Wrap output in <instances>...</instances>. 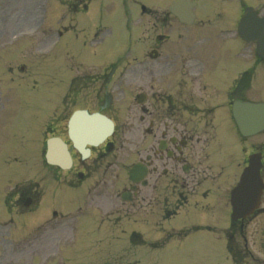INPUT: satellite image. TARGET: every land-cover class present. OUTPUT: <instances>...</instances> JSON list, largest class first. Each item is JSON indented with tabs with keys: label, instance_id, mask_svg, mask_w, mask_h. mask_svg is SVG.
I'll return each mask as SVG.
<instances>
[{
	"label": "flooded vegetation",
	"instance_id": "1",
	"mask_svg": "<svg viewBox=\"0 0 264 264\" xmlns=\"http://www.w3.org/2000/svg\"><path fill=\"white\" fill-rule=\"evenodd\" d=\"M174 61L183 67L187 63L192 64L193 70L178 74L146 72V79L149 75L146 104L141 109L143 115L138 118V129L131 145L132 164H141L146 171L143 183L130 182L119 191L116 181L108 182L107 175H113L114 166L117 165L115 160H108L116 143L115 138L111 137L101 145L90 148L87 159L75 154L68 144L73 164L69 171L72 177L67 186L74 188L78 180L81 182L79 187L87 182L82 190L85 206L79 210L83 212L84 224L89 225L88 237L111 235L108 229H115L121 222L129 226L138 225L140 229L167 238H188L193 234L206 233L212 238L226 240L228 251L242 260L241 253L248 246L245 229L252 216L235 223L230 219L228 197L232 189L234 142L231 136L232 122L226 111L233 97L238 99L240 92L244 93L247 87L244 85L245 79L236 81L233 86L227 82L229 78L225 73L205 74L199 59ZM163 65L169 69L172 66L168 62ZM104 74L93 71L85 75L86 84L92 87L85 89L84 97L93 104H88L84 109L103 111L100 102L105 95ZM106 74L110 81L114 71ZM154 75L162 80L155 81ZM77 96L78 93L74 98ZM69 106L73 104L63 105L64 108ZM65 111L63 109L53 114L46 125L48 132L56 133L65 120ZM241 143L243 146L245 140ZM253 149V153H261L264 167L262 148L256 145ZM246 161L247 158L242 157L237 167L244 166ZM48 171L56 176L57 168L50 167ZM262 171L264 173V168ZM115 178L117 180L118 177ZM5 194L7 198L3 199L4 204L11 202L21 210L26 207L29 202L26 198L30 195L34 198L33 202L40 205V194L28 187L18 188L10 194L4 191ZM123 194H129L127 202L123 201ZM256 213L255 217L264 215V200ZM49 224L50 233L55 234V223L51 221ZM120 233L126 234L127 230L123 229ZM128 234L137 237L142 232L130 230ZM238 240L242 241L241 247ZM257 246L259 255L256 264H264V224L257 234Z\"/></svg>",
	"mask_w": 264,
	"mask_h": 264
},
{
	"label": "rangeland",
	"instance_id": "2",
	"mask_svg": "<svg viewBox=\"0 0 264 264\" xmlns=\"http://www.w3.org/2000/svg\"><path fill=\"white\" fill-rule=\"evenodd\" d=\"M47 1L48 6L52 2H56V0H45ZM44 1V3H45ZM172 1L174 0H121V9L119 10V4L120 0H107V3L109 4V9H112L113 14L115 15V18L117 19L118 23H115L114 17L112 16L111 12H107V14L104 15L103 18V24L107 28L106 33L104 34V43L107 45L110 44H115L117 41H122V45L127 49L128 44L130 42V37L128 34H125V25L127 21L134 22L137 20L136 23L132 24L130 22V26L127 29H130V32H132L133 27L135 28V36L139 39L145 40L147 35H155L156 33H166L168 31H156L152 34V27L149 24V18L145 16H137L139 14V5L143 4L145 5L149 11L152 13V10L155 11L157 10L158 12L161 11L162 9L166 8ZM220 6L225 3H230V1H236L238 4V0H217ZM246 1V0H243ZM254 4L256 7L259 9V11L263 12L264 11V0H253ZM40 1L38 0L37 2H34L33 0H0V15H8V18L6 20V25L7 28L5 29V33L1 36L0 38V46L2 48V43H4L5 47L8 49H11L10 44H6L9 39L11 38L10 35L14 34L17 35L19 33H26L24 37H29L28 39H38V36H32L31 31L33 30V26L36 23V17L39 15V8H40ZM50 2V3H49ZM59 2H63V0H59ZM249 5L252 6V4L248 3ZM263 5V6H262ZM218 7V6H214ZM151 9V10H150ZM126 13V14H125ZM117 15V16H116ZM136 15V16H135ZM134 16L136 18H134ZM48 23L45 24L44 32L48 28ZM0 25V29H1ZM11 29H14V33H11ZM177 28L173 27L171 31V38H175L177 34ZM117 31H120V35L118 34ZM25 42V41H24ZM227 42V41H225ZM18 45L21 46V43H17ZM104 44V45H105ZM15 46V45H14ZM34 43H29L26 44L24 48H30L25 52V55H33L34 56V51L35 49L33 48ZM16 47V46H15ZM251 50V49H250ZM113 54L111 53L110 56ZM35 57V56H34ZM0 59H18L17 58V53L16 49L13 50H8L5 51L2 56L0 55ZM33 59V57H31ZM19 62L21 59H18ZM251 53L249 56V63L251 64ZM19 62H16L14 64H10L13 66H16ZM122 67V65H121ZM264 66L257 67V73L259 76H257L256 79H254L251 84L252 87L249 91V96L253 98V95L251 92L253 90L259 89L260 91V86H261V75L264 70ZM119 72V71H117ZM16 74V73H15ZM17 75V74H16ZM17 77V76H16ZM1 84V83H0ZM4 85V82H3ZM0 85V86H3ZM31 80H24L21 82L19 85H16L15 87L21 88L28 90L25 93L21 94L20 96V102L22 103L23 107L21 108L22 110L28 111L27 114H25L24 119L29 120V125L27 126L28 128H33V126H36L37 124L35 123V112H36V107L37 103L41 104L39 101H34V99L37 97L36 95H33L31 92ZM9 87V85H7ZM7 87L3 89L4 91V98L6 103H17L19 100L17 98L12 99L11 93L12 91L9 92L7 90ZM263 90L260 92L255 91L254 96L257 99H261V101H264V86ZM134 94L127 93L125 96H117V101L119 97H123L122 101H117L115 103V106H119L121 108V112L118 115L117 122H119V125H124V132L125 135L128 136L130 133V128L127 125V122H125L127 116H129L131 113L128 112L127 110V105L130 106L133 104L132 96ZM29 97V98H25ZM13 114L12 112L9 113L8 115V120L4 121L6 122L3 126L5 130L0 129V137H3L7 135L6 139L8 138V141L13 145V140H14V134L12 133L14 130V127L12 126L13 123L16 122V120H12ZM22 119V120H24ZM124 121V123H122ZM261 139H264L262 137ZM257 140L251 139L249 142H255ZM16 145H14L15 148L20 149L24 147H29L31 144H29L25 139H20L18 137L16 139ZM258 143V142H256ZM128 151L124 154L123 157H126L124 159L129 160L130 154L128 155ZM23 162V161H21ZM29 162H32L29 160ZM128 163V161H126ZM24 178H15L13 181H10V185L17 182L19 179H31L33 178V173L29 171L27 168L24 173ZM20 177V176H18ZM48 175H44L41 172V185L42 187L48 189L49 188V182H48ZM43 182V183H42ZM69 204H73L70 200L63 201V202H58V201H51L50 205H54L55 207H60L61 209H64L66 211H71L74 208ZM258 221H254V223L250 224L249 231H256V228L259 226ZM250 232V233H251ZM80 240L74 239V242H79ZM111 241V240H110ZM180 244L173 243L164 249H151V248H144L147 250H143L144 254L142 255L141 258V264H219L225 260V251L223 248V244L221 241L217 239H213L208 236H203V235H197L191 239L184 240L182 242V245L179 247ZM40 245H38L39 247ZM81 247V245L79 244ZM77 245L73 246L72 251L76 249ZM119 248V247H118ZM143 248V247H142ZM87 250V249H85ZM92 250L88 249L84 253V258L90 263L94 264L99 261V259L92 254ZM28 255V252L17 259H8L4 264H32V260H34L36 257H30L28 256L27 258L23 259L22 258ZM122 258V262H127L128 258H124V255L122 253H115V252H106L105 255L100 256V259H102L103 262H106V264H114L113 260H116L117 257ZM74 263H77L78 261L72 260ZM121 262V261H120ZM120 262H117L116 264H119ZM130 264H134L135 261L133 259L129 260ZM72 264V263H68ZM81 264H87L82 255V263Z\"/></svg>",
	"mask_w": 264,
	"mask_h": 264
},
{
	"label": "water",
	"instance_id": "3",
	"mask_svg": "<svg viewBox=\"0 0 264 264\" xmlns=\"http://www.w3.org/2000/svg\"><path fill=\"white\" fill-rule=\"evenodd\" d=\"M180 8L189 9L190 6H188L183 0H180L177 4H174L172 6V10L175 13H177L178 10L180 11ZM180 13H182V12H180ZM243 107L248 109V111H249V118H248L249 123H253V122L255 123L254 129L257 128L256 131L262 130L264 128V118H261V112H264V106L248 104V105H244ZM248 130H250V129H248ZM242 131H243V129H242ZM250 131H252V130H250ZM256 131H253L252 133H254Z\"/></svg>",
	"mask_w": 264,
	"mask_h": 264
}]
</instances>
